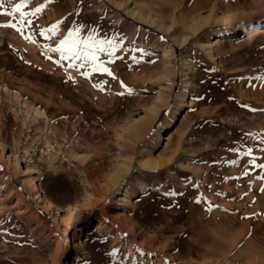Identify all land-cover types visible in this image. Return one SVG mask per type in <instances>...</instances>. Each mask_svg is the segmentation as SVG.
<instances>
[{"label":"rangeland","instance_id":"obj_1","mask_svg":"<svg viewBox=\"0 0 264 264\" xmlns=\"http://www.w3.org/2000/svg\"><path fill=\"white\" fill-rule=\"evenodd\" d=\"M181 1L131 0L125 10L112 0H31L23 11L42 10L24 35L35 43L0 27V264H264V37L247 39L264 25V0ZM20 2L3 0L0 12ZM133 4L159 21L137 20L126 12ZM229 12L236 19L223 21ZM18 20L3 15L0 25ZM57 24L51 39L38 35ZM69 31L105 41L97 63L112 76L83 54L60 61L49 51ZM168 47L171 64L160 57ZM157 88L166 105L135 142L131 120ZM173 153L162 168L141 164ZM129 156L132 172L108 192Z\"/></svg>","mask_w":264,"mask_h":264},{"label":"bare ground","instance_id":"obj_2","mask_svg":"<svg viewBox=\"0 0 264 264\" xmlns=\"http://www.w3.org/2000/svg\"><path fill=\"white\" fill-rule=\"evenodd\" d=\"M113 3L120 7V8H124L127 7L126 5L131 1V0H112ZM133 1V0H132ZM140 1V0H139ZM148 1V0H147ZM152 1V0H150ZM176 1V0H175ZM183 1V0H182ZM181 1V2H182ZM186 1V0H185ZM190 1V0H189ZM170 2V1H169ZM172 2V1H171ZM187 2V1H186ZM185 2V3H186ZM137 3V2H134ZM141 3V2H140ZM154 3V2H153ZM156 3V2H155ZM164 3V2H163ZM192 3V2H191ZM199 3V2H197ZM206 3V2H205ZM130 4V3H129ZM158 4V3H157ZM156 4V5H157ZM167 4V3H166ZM169 4V3H168ZM182 4V3H181ZM188 4V3H187ZM194 4V3H193ZM134 5V4H133ZM149 5V4H148ZM170 5H172L170 3ZM176 5V4H175ZM173 3V7L175 6ZM191 5V4H190ZM145 6V5H144ZM147 6V5H146ZM155 6V5H154ZM153 6V7H154ZM160 6V4L158 5ZM178 6V5H177ZM180 6V5H179ZM187 6V5H186ZM195 6V5H193ZM197 6V5H196ZM195 6V7H196ZM199 7V6H198ZM201 7H203L201 5ZM145 8V7H144ZM141 7H138L137 4L134 5V7L132 8H128V11H126L127 13L129 12V14H131L132 16L136 17L137 20H142L144 22H148L147 24H156L157 21H159V18L153 15V8H147L144 9ZM160 9V8H159ZM126 10V9H125ZM156 11V10H155ZM196 11V10H195ZM156 13V12H155ZM213 14V13H212ZM237 12L234 14L233 12H229L228 14H225L226 16H224L223 21L226 22H231L234 21L236 19V15ZM214 15V14H213ZM164 17V16H163ZM162 20V19H161ZM205 21H208V18H206ZM162 22V21H161ZM159 24V23H158ZM161 24V23H160ZM195 24V23H194ZM202 25V22H196V24L193 26V32H198L200 26ZM236 29V28H235ZM234 28H226L225 30H218L215 32V36H214V41L208 43L209 44V48L210 50H214L215 48H218V46H220L223 42H226V39L231 37L232 32L235 31ZM198 34V33H196ZM264 37V25H259L256 26L255 28L251 29L248 34H247V39H258V38H262ZM181 38L178 39V43L180 45L184 44L188 38H185L183 40H180ZM251 42V41H250ZM222 48V47H220ZM219 48V49H220ZM217 50V49H216ZM213 53V52H212ZM174 55V48L173 47H168V48H163L161 50V55L160 57L163 58H168V60L166 61L167 64H171L172 63V57ZM168 66V65H166ZM171 66V65H170ZM167 68V67H166ZM169 68V67H168ZM164 71V75L166 77H168V74ZM170 72V70H169ZM172 74V73H171ZM170 77V76H169ZM185 89V88H184ZM156 92V91H155ZM184 92L185 90H183V94H181V97L184 98ZM157 96L154 97L153 102L148 106L147 108V112H145V115L142 116H138L136 118H134L133 120H131L130 123V127L132 128L131 130V137H133L135 142H138L140 139L144 138L145 135H147L149 133V130L153 128L154 125V121L157 119V117L161 114L164 106L166 105L165 103V99L163 97V92L161 90V88H157ZM186 102L190 103V101L186 98ZM130 131V130H129ZM175 133V132H174ZM128 136V135H126ZM172 136L173 133H170L167 138H166V142L163 146V151H165L166 149H168L171 145L172 142ZM78 138V137H77ZM94 138V137H93ZM97 138V137H96ZM85 139V138H84ZM90 139V138H89ZM92 140V139H91ZM133 140H131L130 142H133ZM87 141V140H86ZM133 144V143H132ZM131 144V145H132ZM138 145V144H137ZM80 148V147H79ZM134 148V147H133ZM82 150V149H81ZM165 153V152H164ZM176 153L170 154V155H162L159 158H146L143 159L141 161V164L143 165L144 168H150V169H159L162 168L164 166H167L168 164H170L174 158ZM96 156V155H95ZM93 157V156H92ZM126 158V157H125ZM91 159V158H90ZM97 159V158H96ZM122 160V159H121ZM113 165V164H112ZM118 165V164H117ZM116 166V165H115ZM132 166H133V158L132 157H127L124 161L119 162V165L114 167L111 175H109V180L105 183V188L107 189L108 192H110L112 189L116 188L119 186V184L121 183V181L123 180V178L125 179L126 175L130 174V172H132ZM134 167V166H133ZM104 168V167H103ZM113 168V167H112ZM111 168V169H112ZM35 183V182H34ZM33 183V184H34ZM32 184V183H31ZM38 188V186H36V189ZM42 192H40V190H37L36 192V196L35 198L41 202L43 204V207L45 208V210L49 211V210H54L55 209V204H53V202L48 201V199L44 198V196H42L41 194ZM125 197L126 199L129 201H131V196H130V192L129 189L127 188V190L125 191ZM105 200V199H104ZM107 202V204H110V200H105ZM99 228V227H98ZM157 232V231H156ZM164 232V231H162ZM156 235V234H155ZM171 236V235H170ZM155 238V237H154ZM153 238V239H154ZM241 238V237H240ZM168 241V239H166ZM165 241V240H163ZM161 242V241H158ZM166 243V241H165ZM163 244V243H162ZM72 245V243H70V246ZM166 245V244H164ZM196 250V249H195ZM199 250V249H198Z\"/></svg>","mask_w":264,"mask_h":264},{"label":"snow or ice","instance_id":"obj_3","mask_svg":"<svg viewBox=\"0 0 264 264\" xmlns=\"http://www.w3.org/2000/svg\"><path fill=\"white\" fill-rule=\"evenodd\" d=\"M11 2V0H9ZM31 0H21L20 3H15L11 9L10 12L4 13L0 12V16L7 15L11 18H15L17 14L19 15L18 23H12L9 22L7 24H2L0 27H7L14 29L21 35H24L26 28H35L36 23L32 19H30L31 16H35L38 13L41 12V8L37 7L35 9V12L27 13L23 11V9L27 6L28 3H30ZM4 4L3 0H0V9H3ZM60 27L59 24L52 25L49 27L46 31L45 30H39L38 35L40 37H43L45 40L51 39L52 37L57 35V29ZM51 34V35H49ZM25 39L31 40V42L35 43L36 41L31 39V36L24 35ZM105 41H95L92 36L87 37L85 40H81L78 38V33H74L73 31H69L67 37L63 39L59 46H57L55 49H49V51H55L60 54V61L64 60H72V59H80L81 55L83 54V58L85 60L91 61L93 65V71L95 72H101L106 73L109 76H112L113 74L108 71L106 67H103L102 65L98 64L97 61L99 60L98 55L96 54V50L99 52H105L106 49L103 47ZM110 43V42H109ZM81 46H83V53L81 52ZM92 49L91 52L88 50ZM108 54L111 55L112 52L108 51ZM59 63V61H58ZM69 68L77 67L76 65L69 63ZM80 67H83V65H80ZM86 75V74H85ZM71 79V77H69ZM113 79L115 77L113 76ZM123 86V84H122ZM122 94V93H121ZM249 156H251V153H248ZM253 165L255 166V161H252ZM260 168L264 169V164L259 165ZM261 191H264V189H261Z\"/></svg>","mask_w":264,"mask_h":264}]
</instances>
